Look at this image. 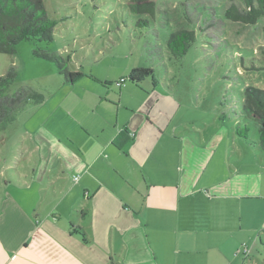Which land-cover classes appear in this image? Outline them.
Here are the masks:
<instances>
[{"label":"rangeland","instance_id":"1","mask_svg":"<svg viewBox=\"0 0 264 264\" xmlns=\"http://www.w3.org/2000/svg\"><path fill=\"white\" fill-rule=\"evenodd\" d=\"M151 1L153 15L134 12L131 0H43L47 15L57 21L52 41L23 40L15 53L0 52V76L10 69L14 75L1 97L0 192L14 194L20 180L33 184L31 169L52 147L45 131L73 148L90 145L92 138L82 134L84 118L92 120L107 107L114 120L117 102L136 107L155 82L156 93L173 97L168 128L179 136L198 131L203 137L204 148L193 161L214 154L216 170L208 166L204 181L227 179L232 192L253 196L244 201H251L256 220L252 212L250 222L258 229L255 241L245 244V264H264V152L258 123L242 112L244 87L264 88V17L254 24L225 17L232 4L246 11V0ZM180 28L193 30L195 39L176 58L167 40ZM38 48L60 55L82 77L68 82L53 61L34 55ZM137 66L152 68L155 81L145 78L139 88L128 79L118 84ZM99 96L108 102L96 109ZM237 126L247 128V138L238 137Z\"/></svg>","mask_w":264,"mask_h":264},{"label":"crops","instance_id":"2","mask_svg":"<svg viewBox=\"0 0 264 264\" xmlns=\"http://www.w3.org/2000/svg\"><path fill=\"white\" fill-rule=\"evenodd\" d=\"M156 87L136 107L117 102L114 120L107 107L84 118L90 145L45 131L52 147L31 169L33 184L0 192V264H245L242 246L258 229L244 201L253 196L227 179L204 181L214 154L193 161L203 137L168 128L173 97Z\"/></svg>","mask_w":264,"mask_h":264},{"label":"trees","instance_id":"3","mask_svg":"<svg viewBox=\"0 0 264 264\" xmlns=\"http://www.w3.org/2000/svg\"><path fill=\"white\" fill-rule=\"evenodd\" d=\"M246 3L248 5L246 11L240 10L235 4L230 5L225 10V17L247 24H254L264 17V0H257L256 6L250 0H246ZM130 6L137 13H149L150 15L155 13V3L151 0H131ZM56 23L54 18L47 15L43 0H0V52L15 53L17 44L23 40L51 42ZM194 39L193 30L180 28L171 32L167 40L169 53L176 58L182 57ZM33 53L37 57L53 61L58 72L64 75L68 82L73 83L83 75L79 71H69L67 61L58 54L49 53L47 49L38 48ZM13 76V69H10L6 76H0V117L2 115L1 97ZM148 77H151L153 82L155 81L153 69L137 66L130 70L125 80L139 84ZM242 112L258 123V146L264 152V88L251 85L244 87ZM236 132L241 137H248L246 127L237 126Z\"/></svg>","mask_w":264,"mask_h":264},{"label":"built area","instance_id":"4","mask_svg":"<svg viewBox=\"0 0 264 264\" xmlns=\"http://www.w3.org/2000/svg\"><path fill=\"white\" fill-rule=\"evenodd\" d=\"M124 82H125V78L121 77L119 82H118V84L124 83ZM78 177H79V175H73V180L76 181L78 179ZM241 250H242L244 255H246L248 253V251H249L248 247L245 244L242 246Z\"/></svg>","mask_w":264,"mask_h":264}]
</instances>
